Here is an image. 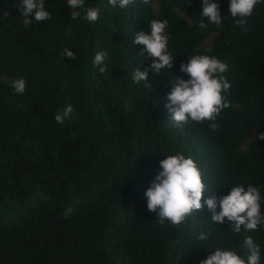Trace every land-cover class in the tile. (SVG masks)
Returning <instances> with one entry per match:
<instances>
[{"label": "trees", "instance_id": "1", "mask_svg": "<svg viewBox=\"0 0 264 264\" xmlns=\"http://www.w3.org/2000/svg\"><path fill=\"white\" fill-rule=\"evenodd\" d=\"M213 2L222 29L197 26L208 23L200 0H136L124 10L85 0L100 8L94 24L72 20L67 0H45L52 19L27 28L20 0H0V12L10 13L0 17V264H200L217 247L246 259L248 236L264 264V225L235 234L227 221L213 223L205 205L174 227L147 209L160 161L180 152L194 159L217 198L248 185L264 197V0L240 26L230 0ZM154 19H167L175 59L170 70L150 72L145 87L132 73L151 61L134 41ZM65 49L74 60L62 56ZM97 52L107 53L104 65H93ZM194 55L228 65L231 106L215 131L207 121L177 127L166 107L175 79H189L181 64ZM19 78L23 95L10 86ZM69 104L71 119L57 124ZM68 207L73 214L65 219Z\"/></svg>", "mask_w": 264, "mask_h": 264}, {"label": "clouds", "instance_id": "2", "mask_svg": "<svg viewBox=\"0 0 264 264\" xmlns=\"http://www.w3.org/2000/svg\"><path fill=\"white\" fill-rule=\"evenodd\" d=\"M114 8L121 10L129 8L136 0H108ZM144 4L150 0H142ZM202 3V16L207 18L208 23L201 20L197 26L206 29L208 24H214L222 29L223 16L219 3L213 0H200ZM262 0H230L229 11L236 19L237 26L247 23ZM22 13V23L27 28L33 21L43 23L52 19L47 10L45 0H20L16 5ZM67 7L71 9V19H82L89 24L99 20L100 8L86 6L85 0H67ZM10 16L8 10L0 12V17L7 19ZM168 21L154 19L150 23V33L140 32L135 37V44L142 45V56L150 61V66L144 70H135L132 79L136 83L145 82V87H150L149 73L161 74L163 70L173 67L174 59L168 51L170 35L167 31ZM62 56L75 59V54L69 49L62 52ZM107 57L106 52H97L93 59L94 66L104 65ZM105 71L100 67V72ZM180 71L189 79L176 78L175 84L167 96L169 103L166 105L170 121L177 127L190 121L196 123L209 122L212 130L217 129L216 119L220 113L229 108L230 102L227 93L231 84L227 81L224 73L228 71V65L216 57L209 55L190 56L187 63L180 66ZM4 83H9L7 77L2 78ZM10 86L16 94L23 95L26 91V81L23 78L11 81ZM73 107L71 104L57 112L55 120L57 124H63L71 119ZM264 140V135H260ZM160 161L159 173L155 176L150 187L145 193L148 211L157 214V222L164 225L166 222L174 227L187 224L189 218L202 212L205 205L212 213V222L223 225L228 222L232 232L240 234L242 228L245 231H255L264 225V197L255 186H233L228 195L217 198L214 192H209L207 185L202 180V172L198 164L191 156H185L182 152L167 155ZM212 193L210 196L209 194ZM206 196L209 198L204 199ZM202 200L204 201L202 203ZM219 208V211L217 209ZM73 209L68 207L64 210L65 219L70 218ZM203 241L207 234L201 233L198 237ZM247 249V258H242L234 250L215 248L213 253L200 264H260V248L253 242L251 236L243 241Z\"/></svg>", "mask_w": 264, "mask_h": 264}, {"label": "rangeland", "instance_id": "3", "mask_svg": "<svg viewBox=\"0 0 264 264\" xmlns=\"http://www.w3.org/2000/svg\"><path fill=\"white\" fill-rule=\"evenodd\" d=\"M215 35L209 37L205 43L203 44L204 48L210 49L213 39H214ZM253 137V135L251 136V138ZM244 150H247V147H244Z\"/></svg>", "mask_w": 264, "mask_h": 264}]
</instances>
